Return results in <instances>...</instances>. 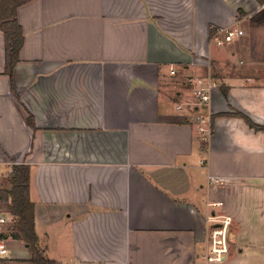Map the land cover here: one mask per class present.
<instances>
[{
	"label": "crops",
	"instance_id": "obj_1",
	"mask_svg": "<svg viewBox=\"0 0 264 264\" xmlns=\"http://www.w3.org/2000/svg\"><path fill=\"white\" fill-rule=\"evenodd\" d=\"M17 19L10 74L0 29V190L13 165L29 167L44 257L264 264V130L234 115L264 126V2L28 0ZM218 28L243 34L216 45ZM208 74L217 86L204 140L196 111L176 106ZM8 203L0 264H31ZM214 213L232 218L229 254L205 263Z\"/></svg>",
	"mask_w": 264,
	"mask_h": 264
},
{
	"label": "trees",
	"instance_id": "obj_2",
	"mask_svg": "<svg viewBox=\"0 0 264 264\" xmlns=\"http://www.w3.org/2000/svg\"><path fill=\"white\" fill-rule=\"evenodd\" d=\"M28 0H0V29L5 40V71L11 73L19 60V50L23 44V30L17 19V9ZM264 2V0H258ZM253 129L264 130V126L255 124L246 115L236 112ZM30 123V119H29ZM0 198L9 200L8 210L14 219V237L25 241L30 249L31 264H57L42 255L37 245L34 228V204L29 198V167L24 164L13 165L9 173V187L0 190Z\"/></svg>",
	"mask_w": 264,
	"mask_h": 264
},
{
	"label": "built area",
	"instance_id": "obj_3",
	"mask_svg": "<svg viewBox=\"0 0 264 264\" xmlns=\"http://www.w3.org/2000/svg\"><path fill=\"white\" fill-rule=\"evenodd\" d=\"M240 29L218 28L211 35L212 41L216 45H221L231 41L234 37L242 35ZM174 69L172 73H174ZM193 100L177 104L176 108L180 113H184L186 107L196 111L193 115L195 125L201 138L207 140L211 132V98L212 91L217 86L216 81L210 74L204 77H198L194 81ZM214 177H210L213 182ZM215 205L221 204L214 203ZM5 222L4 217L0 215V229ZM207 222L211 225L207 235V248L202 254L205 263H220L229 254V233L232 224V218L225 214H213L207 217ZM8 249L5 241L0 239V257L7 254Z\"/></svg>",
	"mask_w": 264,
	"mask_h": 264
},
{
	"label": "rangeland",
	"instance_id": "obj_4",
	"mask_svg": "<svg viewBox=\"0 0 264 264\" xmlns=\"http://www.w3.org/2000/svg\"><path fill=\"white\" fill-rule=\"evenodd\" d=\"M255 226H257V228H258L257 231H259V232H261V233L264 232V225H263V223H258V224H256ZM231 227H232V224H231ZM230 230H231V228H230Z\"/></svg>",
	"mask_w": 264,
	"mask_h": 264
}]
</instances>
